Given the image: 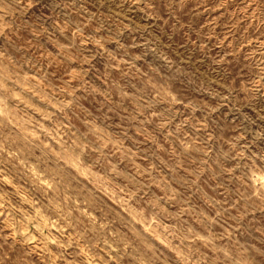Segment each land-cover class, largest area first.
Masks as SVG:
<instances>
[{
	"label": "clouds",
	"instance_id": "9594fccd",
	"mask_svg": "<svg viewBox=\"0 0 264 264\" xmlns=\"http://www.w3.org/2000/svg\"><path fill=\"white\" fill-rule=\"evenodd\" d=\"M0 264H264V0H0Z\"/></svg>",
	"mask_w": 264,
	"mask_h": 264
}]
</instances>
